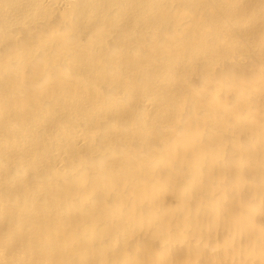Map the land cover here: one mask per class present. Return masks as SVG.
Instances as JSON below:
<instances>
[{"label":"bare ground","instance_id":"1","mask_svg":"<svg viewBox=\"0 0 264 264\" xmlns=\"http://www.w3.org/2000/svg\"><path fill=\"white\" fill-rule=\"evenodd\" d=\"M0 264H264V0H0Z\"/></svg>","mask_w":264,"mask_h":264}]
</instances>
